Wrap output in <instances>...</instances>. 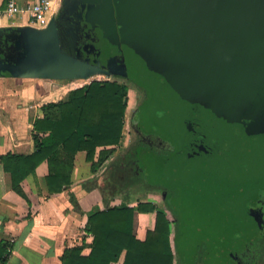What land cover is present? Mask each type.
<instances>
[{
    "label": "water",
    "instance_id": "obj_1",
    "mask_svg": "<svg viewBox=\"0 0 264 264\" xmlns=\"http://www.w3.org/2000/svg\"><path fill=\"white\" fill-rule=\"evenodd\" d=\"M102 11L104 37L118 49L130 43L136 58L155 63L153 69L167 81L170 96L185 107L189 126L191 117L202 135L196 143L202 150L214 146L200 128L203 106L211 104L226 114L231 103L240 102L243 111H253L250 105L256 106V94L264 85V0H109ZM16 31L23 44L12 47L11 58L21 47L26 63L10 70L12 77L84 80L113 75L65 51L55 15L45 29L25 26ZM219 184L229 187L222 180Z\"/></svg>",
    "mask_w": 264,
    "mask_h": 264
},
{
    "label": "trees",
    "instance_id": "obj_2",
    "mask_svg": "<svg viewBox=\"0 0 264 264\" xmlns=\"http://www.w3.org/2000/svg\"><path fill=\"white\" fill-rule=\"evenodd\" d=\"M19 35L16 28L0 29V77H12L10 70L25 66L21 47L15 49L17 55L11 58L12 47L23 44ZM26 39L28 43V37ZM127 95L126 84L92 81L71 90L63 101L43 105L42 118L33 122V131L36 133L33 135L34 151L26 155L6 154L0 157L3 170L10 175L12 191L27 201L21 183L29 176L34 177L38 165L45 162L48 169L45 177L48 193L62 192L71 184L74 157L78 152H85V159L91 164V172L95 173L115 154L123 133L128 131L125 127ZM106 147L110 148L100 151L97 161H94L96 149ZM132 153L130 147L123 150L116 160H113V156L107 171L115 167L116 171L130 173ZM134 179L132 177L131 181ZM141 180L144 187L150 186L147 179ZM133 184L124 187L111 180L98 187L104 209L90 213L84 228L85 234L92 241L88 246L82 242L79 246L65 249L61 257L62 264H180L175 245L177 229L172 235L171 224L177 227L164 212L171 211L169 205L158 207L140 201L132 205L128 200V191L134 187ZM140 192L144 196L150 193L145 190ZM117 195L122 196V202L111 207L109 201ZM71 202L74 205L72 196ZM135 213L154 215V227L146 231L143 240L137 239L133 232ZM86 247L90 252L85 256L82 252ZM12 248L13 243L0 239V264L7 263ZM248 264H264V251L259 253L254 263L249 261Z\"/></svg>",
    "mask_w": 264,
    "mask_h": 264
},
{
    "label": "rangeland",
    "instance_id": "obj_3",
    "mask_svg": "<svg viewBox=\"0 0 264 264\" xmlns=\"http://www.w3.org/2000/svg\"><path fill=\"white\" fill-rule=\"evenodd\" d=\"M72 1L76 0H61V4L64 3L66 8V4L70 5L69 2ZM96 1L90 0L89 2L87 0L86 6L82 4V9H87L89 12L94 11L92 4ZM121 11L122 8L118 6L117 13L120 14ZM67 20L71 21L72 19L69 16ZM67 22L66 25L69 29L71 24H67ZM68 29L65 30L67 34ZM62 34L61 31L60 42L64 38ZM123 50L130 63H133L134 60L136 62L134 53L137 51L130 43L123 42ZM144 64L146 65L147 62ZM131 65L132 68L140 70L137 62ZM145 69L147 70V67ZM110 77V75L93 76L85 82L80 81L72 86L68 85L65 90L80 88L78 87L80 84L82 86L92 81H114ZM144 79L141 80L146 81ZM116 81L126 84L128 87L126 99L128 109L125 113V127L128 131L123 133L122 144L116 149L113 160H116L123 150L125 151L133 145V156L131 155L133 168L128 174H124L120 170L116 171L115 167L106 170L103 186L111 180L124 187L134 183V187L128 191L130 202L145 200V196L140 191L150 190V193L157 196L159 207L169 205L171 210L168 213L169 218L177 227H174L171 232L175 234L177 229L175 245L180 264H235L233 253L239 257V254H242L244 250L252 253L263 247L264 238L260 236L249 238L250 234H245L246 232L241 234L244 236L235 235L240 229L236 222L237 219H235L239 199L236 187H233V175L227 171L228 168L221 167L213 157H204V153H202L204 150L196 145L199 140L195 138L196 131L192 124V118L190 117L189 126L186 121L185 107L177 97L174 95V102L167 103L170 105V114L165 116L156 107L157 95L146 100L147 93L135 82L120 79ZM53 82L57 85L67 84ZM158 82L157 86L147 85V82L142 83L147 88H145L146 90H153V88L155 90L164 85L160 79ZM166 85L169 87L168 83ZM160 90L162 95L172 94L167 89ZM200 128L206 137L214 140L213 147L216 148V132L218 131L211 129V124L208 121L201 123ZM132 177L135 179L131 181ZM222 177L227 178L229 187L222 188L220 186L219 182ZM141 179H147V183L152 187L150 189L144 187ZM261 201L263 202L261 203L262 211H258V214L259 219L263 222L264 195ZM243 260L242 256L239 257L238 263L243 264Z\"/></svg>",
    "mask_w": 264,
    "mask_h": 264
},
{
    "label": "crops",
    "instance_id": "obj_4",
    "mask_svg": "<svg viewBox=\"0 0 264 264\" xmlns=\"http://www.w3.org/2000/svg\"><path fill=\"white\" fill-rule=\"evenodd\" d=\"M7 1L0 0V10L4 9ZM16 2L25 6L33 0ZM58 6V10L61 9V0ZM25 26H29L26 14L13 18L0 17V29ZM88 79L0 77V157L6 154H31L35 148L33 135H36L33 122L42 118L41 107L50 102L63 101L71 91L65 90L66 86ZM53 81L67 84L57 85ZM80 85L78 87L86 84ZM109 148H97L94 161H97L100 151ZM113 156L114 154L93 173L91 164L85 159V152L76 153L70 186L54 194L48 193L45 184L47 164L40 163L35 176H29L21 183L27 201L12 191L10 175L0 163V239L13 243L6 264H62L61 257L65 249L79 246L82 242L86 246L91 243L92 238L84 232L87 216L93 211L104 209L98 187L103 185L104 174ZM156 199L157 196L153 194L140 202L159 207ZM121 202V196L117 195L110 199L109 205L118 206ZM131 203L135 205L134 202ZM164 212L173 221L169 218L170 212ZM153 227V214H134L133 232L137 239L143 240L146 231ZM173 228L174 225L171 224V231ZM89 252L90 249L86 247L82 254L86 256Z\"/></svg>",
    "mask_w": 264,
    "mask_h": 264
},
{
    "label": "flooded vegetation",
    "instance_id": "obj_5",
    "mask_svg": "<svg viewBox=\"0 0 264 264\" xmlns=\"http://www.w3.org/2000/svg\"><path fill=\"white\" fill-rule=\"evenodd\" d=\"M86 1L76 0L75 2H69L70 5L66 4V8L63 6L55 15V25L59 39L61 37V31L63 32L62 37L64 38L61 44L64 46L65 51L91 65H95L99 69V72L106 71L112 73L113 75H110V78L114 81L120 79L135 82V84L147 93L146 100H150L153 96L157 95L156 107L165 116L167 114L169 115L170 105L167 103H173L175 98L174 95H162L159 92L162 88L167 90L169 88L166 85L167 81L162 75L153 69L155 63L150 62L148 64L149 61L145 60L148 66L144 64L145 61L143 59L135 58L134 56L140 70L132 68L133 66L131 64H135V60L133 63H130L123 47L121 49L112 47L111 43L103 35L104 32L101 28L99 16L105 13L102 10L106 9L109 0H97L98 2L92 4V9L94 10L92 12L87 11V9H82V4L86 6ZM88 1L90 2V0ZM102 7L103 9H101ZM69 16L72 19L71 21L67 20ZM66 22L67 24H71L69 29ZM66 28L68 29V34L65 31ZM146 67L147 70L145 69ZM99 75L107 76L106 74ZM142 78H145L144 80L146 81L141 80ZM158 79L164 85H161L155 90L154 88L153 90H146L147 88L142 83L147 82V85L157 86L159 84ZM263 83L264 76L262 79ZM255 98L256 106L254 104L250 105L254 108L253 111H243V106L239 104L240 102L231 103L233 106L229 109L230 113L228 111L226 114L221 110H215V107H212L211 104L210 106L206 104V106H203V109L199 106L198 108L202 109V120L210 122L211 129L218 131L216 132V148L211 147L207 150L205 149L206 152L202 151L204 157H213L221 167L228 168L227 171L233 175V181L239 199L238 211H236V222L239 224L240 230L235 235L240 236L245 231H248L250 234L249 238L257 236L264 238V220L262 222L258 214V211H262L261 203L263 202L261 199L264 195V132L257 135L258 131L264 130V85L260 87V93L256 94ZM177 99L179 100L178 97ZM193 117L195 119L196 116L193 115ZM194 129L196 131L195 138L200 139L202 135L199 134L197 128L194 127ZM130 147L133 152V145ZM213 150L217 152H211ZM130 163H132L133 168V161L130 160ZM222 181L225 184H229L226 177H222ZM151 187L150 185L146 188L150 189ZM146 191L149 192L150 190ZM149 195H153V193H148L145 197ZM160 199L162 200L161 196ZM262 251H264V245L252 253L244 250L242 254H239V257L242 256V259H244L243 264H248L249 261L254 263ZM233 257L236 262L235 264H239V257L234 253ZM246 258H248V261Z\"/></svg>",
    "mask_w": 264,
    "mask_h": 264
},
{
    "label": "built area",
    "instance_id": "obj_6",
    "mask_svg": "<svg viewBox=\"0 0 264 264\" xmlns=\"http://www.w3.org/2000/svg\"><path fill=\"white\" fill-rule=\"evenodd\" d=\"M59 0H33V2L20 6L16 0H8L4 9L0 10V17L13 18L17 15L28 16V25L36 29H44L50 19L58 11Z\"/></svg>",
    "mask_w": 264,
    "mask_h": 264
}]
</instances>
